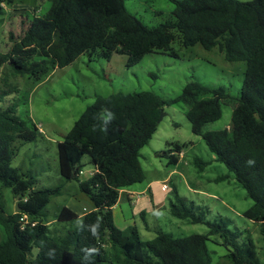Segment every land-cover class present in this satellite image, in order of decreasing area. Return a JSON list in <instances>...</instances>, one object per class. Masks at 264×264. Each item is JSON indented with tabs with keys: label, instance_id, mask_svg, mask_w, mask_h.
I'll list each match as a JSON object with an SVG mask.
<instances>
[{
	"label": "trees",
	"instance_id": "16d2710c",
	"mask_svg": "<svg viewBox=\"0 0 264 264\" xmlns=\"http://www.w3.org/2000/svg\"><path fill=\"white\" fill-rule=\"evenodd\" d=\"M15 1L0 0V15L4 4L11 6ZM171 1L174 18L149 27L126 8L124 0H51L42 16L27 18L19 33L11 32L10 48L0 52V69L10 64L36 80L84 53L107 59L115 52L124 53L128 66L151 52L176 56V41L184 47H218L227 60L245 61L247 67L237 96L224 86L198 81L188 82L180 95L170 99L150 90L98 95L58 143L62 176L79 182L93 209L79 215L63 206L58 221L64 224L54 232L41 212L60 187L34 189L35 177L12 166L17 144L36 141L42 132L35 122L18 115L15 105L0 111V264H84L85 250H95L92 264H211L210 235L219 234L225 246L235 245L237 235L225 221L210 224L208 234L184 237L159 230L154 238L141 240L132 230L136 241L114 222L121 190L145 178L140 153L158 129L162 108L179 102L189 106L193 132L203 136L217 160L234 173L253 200L243 214L263 225L264 239V0ZM221 100L234 107L230 130L203 132L208 122L221 117ZM105 110L114 113L106 129L99 118ZM169 146L163 154L176 164L179 156L174 151L181 152L182 146ZM85 154L95 171L80 180ZM2 188L13 190L19 212H6ZM193 208L178 196L171 212L192 223L202 222ZM78 222L85 227H78ZM92 224H99L95 236L87 229ZM127 240H133V246H127ZM234 247L233 264H264L252 249Z\"/></svg>",
	"mask_w": 264,
	"mask_h": 264
},
{
	"label": "rangeland",
	"instance_id": "374dc122",
	"mask_svg": "<svg viewBox=\"0 0 264 264\" xmlns=\"http://www.w3.org/2000/svg\"><path fill=\"white\" fill-rule=\"evenodd\" d=\"M51 0H16L11 6L4 4L0 15V52L11 46V32L17 34L22 21L42 16ZM251 1V0H240ZM126 8L145 25L155 27L172 20L174 3L171 0H124ZM177 55L170 52H151L138 64L128 66L127 55L115 52L110 59L94 58L84 53L71 64L56 68L36 80L19 73L12 65L0 69V111L16 106V113L23 119L35 122L42 134L36 141L18 143L19 150L12 166L29 172L36 179L34 189L60 187L42 210L51 232L59 230L63 222L58 214L63 206L82 212L93 209L89 196L79 189L76 179L62 176L59 167L58 143L63 141L76 120L93 104L98 95L116 92L133 93L154 91L165 99L182 93L190 81L218 87L237 96L241 92L245 61H229L218 47L205 49L201 44L184 47L173 43ZM222 115L208 122L203 132L231 128L233 104L221 100ZM158 129L147 145L141 149L140 160L145 173L143 181L124 188L114 207L116 226L126 230V237L136 230L141 240L154 238L159 230L184 237L192 234H208L210 224L227 223L237 235L234 244L250 248L264 260L262 224L244 216L253 205L247 191L239 184L233 172L217 160V155L207 146L202 135L193 132L188 117L189 106L183 102L167 104ZM179 144L178 163L170 162L163 154L170 146ZM80 180L87 179L95 171L88 154L83 155ZM167 188H164V185ZM2 202L7 213L16 210L18 198L11 188H2ZM1 195V193H0ZM193 205L202 222L192 223L173 215L172 203L177 197ZM127 240V246L134 241ZM235 245L225 246L219 234L210 235L207 246L211 264H233L231 252ZM108 247V246H105ZM103 264H112L106 261Z\"/></svg>",
	"mask_w": 264,
	"mask_h": 264
},
{
	"label": "clouds",
	"instance_id": "9594fccd",
	"mask_svg": "<svg viewBox=\"0 0 264 264\" xmlns=\"http://www.w3.org/2000/svg\"><path fill=\"white\" fill-rule=\"evenodd\" d=\"M99 118L102 119L103 126L106 129L107 126L114 119V113L112 111H110V110H105L104 112L101 113ZM78 227L84 228L85 226L78 222ZM87 229L91 232V234L93 236H95L97 234L98 229H99V224L89 225V226H87ZM94 251L95 250H85V255L83 257L84 264H92L91 256H92V253Z\"/></svg>",
	"mask_w": 264,
	"mask_h": 264
},
{
	"label": "crops",
	"instance_id": "0c3cea01",
	"mask_svg": "<svg viewBox=\"0 0 264 264\" xmlns=\"http://www.w3.org/2000/svg\"><path fill=\"white\" fill-rule=\"evenodd\" d=\"M125 189H122L121 191H124ZM116 206V205H115ZM114 206V207H115ZM75 211V210H74ZM90 211V210H89ZM75 212H77L79 215H83V214H85L86 212H87V210L85 209V207H83V211L82 212H78V211H75Z\"/></svg>",
	"mask_w": 264,
	"mask_h": 264
},
{
	"label": "water",
	"instance_id": "95a60500",
	"mask_svg": "<svg viewBox=\"0 0 264 264\" xmlns=\"http://www.w3.org/2000/svg\"><path fill=\"white\" fill-rule=\"evenodd\" d=\"M163 115H164L163 110H161V114H160V117H159V121H161ZM18 209H19V207H18V202H17L16 210H18ZM16 212H17V211H16Z\"/></svg>",
	"mask_w": 264,
	"mask_h": 264
},
{
	"label": "built area",
	"instance_id": "2783aa9c",
	"mask_svg": "<svg viewBox=\"0 0 264 264\" xmlns=\"http://www.w3.org/2000/svg\"><path fill=\"white\" fill-rule=\"evenodd\" d=\"M163 187H164V188H167V185L165 184Z\"/></svg>",
	"mask_w": 264,
	"mask_h": 264
}]
</instances>
